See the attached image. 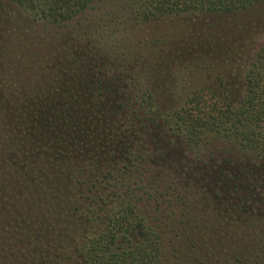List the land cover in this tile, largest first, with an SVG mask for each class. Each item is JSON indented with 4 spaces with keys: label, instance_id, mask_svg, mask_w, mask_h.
Segmentation results:
<instances>
[{
    "label": "trees",
    "instance_id": "obj_1",
    "mask_svg": "<svg viewBox=\"0 0 264 264\" xmlns=\"http://www.w3.org/2000/svg\"><path fill=\"white\" fill-rule=\"evenodd\" d=\"M98 1L0 0L46 31L91 14L45 40L40 91L0 97V264H264V21L231 20L264 0H123L122 28ZM103 58L109 96L85 70ZM180 74L184 95L151 89Z\"/></svg>",
    "mask_w": 264,
    "mask_h": 264
},
{
    "label": "rangeland",
    "instance_id": "obj_2",
    "mask_svg": "<svg viewBox=\"0 0 264 264\" xmlns=\"http://www.w3.org/2000/svg\"><path fill=\"white\" fill-rule=\"evenodd\" d=\"M109 2H111V0H99L96 2L95 12L99 13V11H102V8L108 6ZM113 2L114 1L112 0L111 3L113 4ZM117 3H120L118 4L119 7H117L116 10L118 11V17L121 19L118 21L119 24L117 23L116 25L122 28L123 26L120 25V23H123L122 21H128L127 17L129 15L121 11V7L124 5L123 0ZM4 6L6 9L0 14V97L4 96L5 98L15 97L27 99L28 96L35 94V88L40 91L41 84L44 83L43 76L45 70L42 69V67L45 63L44 61L40 60V58H43L41 52L45 40L47 38L65 37L75 29L81 30L83 27L82 24L91 14L87 15L85 20L84 18H80L77 22L69 24L63 29L50 27L47 28L50 30L46 31V28H42L41 26H36V28L34 26V28H32L31 26L33 25L31 22L33 18L27 12L21 11L16 6L9 4L8 2L4 3ZM95 12H92V14ZM256 17L257 19L253 20L254 22H261V20L264 21V4L256 6L246 12L233 15L231 16V20L234 22L246 23L250 19H254ZM31 28L36 30L35 34H31L32 37H30L29 34H25L24 32V29L30 30ZM157 28L158 27H156L154 24L148 26L150 33L154 34L155 36H160L161 33H163L164 28ZM263 34L264 31H261L258 37L262 39L264 36ZM103 60L104 62L101 61L102 63H100V61H92L90 64L86 63L85 70L89 74L88 78L93 79L94 83L92 86H94V88H98L96 93L100 94V96H102V94L109 96L111 92L119 90L117 88H123V84L126 83L120 79H115L117 74H119L118 65H120L121 62L116 60L110 61L104 58ZM175 78L176 82L174 85H172L173 87H170V89H168V87L171 85H169L167 82L165 85V81L162 83L161 81L158 82V79H152V84H150L152 87L151 89L154 88V91L158 93L159 98L164 100L165 97L170 98V95H172V97L173 95H175L174 97L184 95V92L186 91L185 88H187V86L192 87V82H195L193 81V78H189L184 74H180ZM107 81H112L113 84L107 85ZM209 83L205 84L210 86ZM133 86L137 85H132L129 92L125 91L127 98L122 100V102H117V106H122V109L120 108L121 112L116 115L118 119H121L123 116H125L127 112L123 109V103L129 102L131 104L136 100V94L138 93V90L141 88V86H137L135 88H133ZM146 86L147 85L145 83V87ZM172 101L173 100L167 101L165 103L162 102L159 104V107L166 108L172 104L175 105V102L172 103ZM126 106L129 105H125V107ZM21 107L23 108L24 112L26 109L27 112L29 111V107H25L23 103ZM4 131L5 130L2 127V123H0V146H3L9 142L8 133ZM147 144L150 147V150H154L153 142L150 143L148 141ZM214 146L217 147V141L212 144L213 148H215ZM209 152L210 151H207V149H204V152L200 153V158L201 156H208L210 154ZM189 157V161H187L186 165L187 168H193L192 166L199 164V160L195 158V154H190ZM87 173L89 175H93L94 172ZM96 186L98 188V186H100V182L96 181ZM102 191L103 189H101V192Z\"/></svg>",
    "mask_w": 264,
    "mask_h": 264
}]
</instances>
